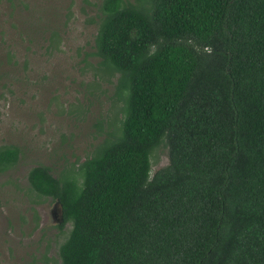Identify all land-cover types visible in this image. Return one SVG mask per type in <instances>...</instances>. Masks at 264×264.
<instances>
[{
    "label": "trees",
    "instance_id": "trees-1",
    "mask_svg": "<svg viewBox=\"0 0 264 264\" xmlns=\"http://www.w3.org/2000/svg\"><path fill=\"white\" fill-rule=\"evenodd\" d=\"M93 5L120 117L70 176L26 172L70 223L56 264H264V0Z\"/></svg>",
    "mask_w": 264,
    "mask_h": 264
},
{
    "label": "rangeland",
    "instance_id": "rangeland-1",
    "mask_svg": "<svg viewBox=\"0 0 264 264\" xmlns=\"http://www.w3.org/2000/svg\"><path fill=\"white\" fill-rule=\"evenodd\" d=\"M95 1L0 0V144L19 148L0 171V264L57 263L70 223L58 225L57 204L29 188L26 172L44 163L70 176L120 117L117 72L106 80L94 68ZM149 160L151 173L166 147Z\"/></svg>",
    "mask_w": 264,
    "mask_h": 264
},
{
    "label": "water",
    "instance_id": "water-1",
    "mask_svg": "<svg viewBox=\"0 0 264 264\" xmlns=\"http://www.w3.org/2000/svg\"><path fill=\"white\" fill-rule=\"evenodd\" d=\"M54 202L56 203V200ZM57 206H58V204H57ZM57 210H58V222H59V221L62 220V214H61V210H60V207L59 206H58Z\"/></svg>",
    "mask_w": 264,
    "mask_h": 264
},
{
    "label": "flooded vegetation",
    "instance_id": "flooded-vegetation-1",
    "mask_svg": "<svg viewBox=\"0 0 264 264\" xmlns=\"http://www.w3.org/2000/svg\"><path fill=\"white\" fill-rule=\"evenodd\" d=\"M6 169H7V167L6 168H3L1 171H5ZM30 218L33 220V217L32 216H30Z\"/></svg>",
    "mask_w": 264,
    "mask_h": 264
}]
</instances>
